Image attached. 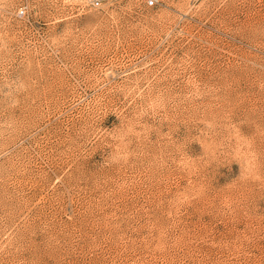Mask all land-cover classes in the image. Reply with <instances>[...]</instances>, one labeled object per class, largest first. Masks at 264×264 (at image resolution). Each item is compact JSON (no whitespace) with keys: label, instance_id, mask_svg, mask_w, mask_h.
I'll use <instances>...</instances> for the list:
<instances>
[{"label":"rangeland","instance_id":"1","mask_svg":"<svg viewBox=\"0 0 264 264\" xmlns=\"http://www.w3.org/2000/svg\"><path fill=\"white\" fill-rule=\"evenodd\" d=\"M90 1L0 0V264H264V0Z\"/></svg>","mask_w":264,"mask_h":264},{"label":"built area","instance_id":"2","mask_svg":"<svg viewBox=\"0 0 264 264\" xmlns=\"http://www.w3.org/2000/svg\"><path fill=\"white\" fill-rule=\"evenodd\" d=\"M108 1L109 0H91L89 4L93 9H99L104 3ZM156 2L157 0H146V7L152 8L156 5ZM18 16L23 17V12L18 13Z\"/></svg>","mask_w":264,"mask_h":264}]
</instances>
